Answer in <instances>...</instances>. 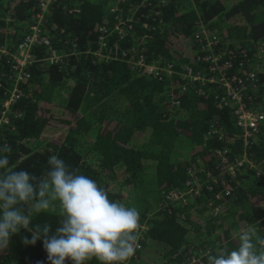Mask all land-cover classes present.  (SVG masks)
<instances>
[{
  "label": "trees",
  "instance_id": "16d2710c",
  "mask_svg": "<svg viewBox=\"0 0 264 264\" xmlns=\"http://www.w3.org/2000/svg\"><path fill=\"white\" fill-rule=\"evenodd\" d=\"M112 6L113 14H109ZM39 12L37 0H0V44L16 46L25 34L23 29L35 22ZM128 15L136 21L134 27L124 37L109 33V43L136 46L147 62L165 57L177 66L198 64L194 62L198 22L207 23L211 33L218 31L223 42L233 43L231 47H245L250 54L257 55L253 46L264 45V0H57L44 13L40 26L57 53L75 55L62 64L36 61L29 67L30 78L21 87L30 95L17 104L22 116L9 115L10 125L0 129V146H12L9 160L17 170L40 175L48 167V157L55 154L79 167L109 194L124 193L123 203L136 207L141 223L148 226L143 248L153 247L148 252L151 258L143 249L132 264H170L174 256L182 261L189 254L188 224L203 214L201 211L192 217L187 208L206 202L211 194L204 191L181 208L184 211L176 206L168 213L158 210L160 188L183 185L187 167L196 166L193 158L202 142L208 153L222 145L207 135L214 120L225 133L240 131L234 124L232 107H216L214 86L208 84L204 96L191 92L180 95L175 114L170 116L171 103L164 101L177 79L159 82L153 76L136 74L125 61H106L93 55L99 28L112 26L114 16L124 20ZM8 23L18 24V29L6 37L2 27ZM143 23H147L146 28ZM34 53L41 58L46 49L37 45ZM1 70L9 71L6 58H0V80L5 73ZM258 74L264 85V66L258 68ZM59 91L66 96L58 112L54 106ZM261 106L264 110V101ZM108 124L111 127L106 128ZM113 125L120 130H114ZM122 131L128 137L126 144L119 136ZM226 145L231 157L245 150L250 162L264 164V122L255 139L245 146L240 137ZM200 168L195 170H203ZM228 178L231 190L224 197L222 210L203 220L205 230L218 237L209 236L197 244H207L213 254L219 248V237L225 241L223 246L235 248L241 228L253 225L264 237V180L256 178L247 166ZM58 212V206L55 212H41L33 216L32 223L47 222L54 230ZM23 237L31 239V233L21 229L11 236L8 247L0 251V264H50L42 241L24 244ZM88 264L98 262L93 259Z\"/></svg>",
  "mask_w": 264,
  "mask_h": 264
},
{
  "label": "built area",
  "instance_id": "2783aa9c",
  "mask_svg": "<svg viewBox=\"0 0 264 264\" xmlns=\"http://www.w3.org/2000/svg\"><path fill=\"white\" fill-rule=\"evenodd\" d=\"M160 1V0H159ZM40 12L35 16V22L29 24L23 32L25 34L17 40L16 46L8 48L0 44V58H6L9 65V71H4V78L0 80V129L10 125L9 115L13 118L22 116L21 110L17 104L21 98L28 97L30 94L23 91L21 83L30 78L27 70L28 66L36 61H44L48 65L62 64L69 55L74 52L59 54L50 44L49 38L43 34L41 29V21L44 13L57 0H37ZM78 11V10H76ZM129 11H132L129 9ZM115 25L112 29L106 26L99 28L100 34L97 36V50L93 55L104 60H119L127 62L134 68L136 74H145L153 76L159 82L178 80V83L172 84L169 93L166 94L164 103H171L169 106V115L175 114L176 107L179 105V97L183 93L191 92L193 94L206 95L207 85L216 88L214 99L216 107L222 109L231 106L234 117V124L240 133H225L221 125L215 123L207 132L210 137H216L225 148L216 149L211 154L206 151V143L202 142L200 151L204 152L203 157H217L221 161L222 178L217 180L210 170L205 173L202 179L197 175L194 167H187L186 176L182 187H162L160 189L161 202L160 207L171 213L177 204L190 203L194 197H199L202 190L210 192L212 197L209 198V210L216 211L217 214L222 210L224 197L230 193L231 179L237 173L247 166L253 171L256 178L264 180V164L252 163L249 161L246 151L242 154L231 157L227 142L240 137L244 146L254 140L258 134L259 126L264 120V110L261 102L264 101V85L258 74V68L264 66V45L257 44L253 46L257 49V55L249 53L245 47H231L228 41L222 42L217 34L209 32L206 28L208 24H200L199 30L195 33L196 41L194 45L198 48L194 57V62L198 64H180L177 66L174 62L165 61V57L147 62L144 54H140L136 46L119 47L116 43H109L108 38L111 30L115 31L120 37L127 35L128 31L134 27L136 21L132 15H128L126 19L121 20L118 16H114ZM2 27L4 36L8 37L15 34V28L18 24H10ZM142 27L146 28L147 23H143ZM40 45L46 48L47 55L38 58L32 51L33 47ZM193 64V65H192ZM261 95V98H260ZM200 161L201 158L198 157ZM198 163V159H195ZM200 166H198L199 168ZM201 169V168H200ZM203 188V189H202ZM185 205V206H187ZM184 207V206H181ZM140 231V247L136 254L126 262L132 264L139 252L142 250L144 242V233L148 229L145 223H141ZM210 247L200 248L197 255H190L188 261L197 264L204 263L202 258L204 253L209 252ZM175 258V256H174Z\"/></svg>",
  "mask_w": 264,
  "mask_h": 264
},
{
  "label": "clouds",
  "instance_id": "9594fccd",
  "mask_svg": "<svg viewBox=\"0 0 264 264\" xmlns=\"http://www.w3.org/2000/svg\"><path fill=\"white\" fill-rule=\"evenodd\" d=\"M12 146H0V251L21 229L24 244L42 241L50 264H126L140 247L139 210L110 199L109 191L58 155L47 159L40 175L10 164ZM58 212V226L33 225V216ZM207 264H264V237L241 228L236 247L209 250Z\"/></svg>",
  "mask_w": 264,
  "mask_h": 264
},
{
  "label": "rangeland",
  "instance_id": "374dc122",
  "mask_svg": "<svg viewBox=\"0 0 264 264\" xmlns=\"http://www.w3.org/2000/svg\"><path fill=\"white\" fill-rule=\"evenodd\" d=\"M113 6L112 7H110V8H108V13L109 14H113ZM114 19V18H113ZM200 24H203V27H204V23H200V22H198L197 23V25H200ZM206 24V23H205ZM115 25V19H114V21H113V25L112 26H109L108 24L106 25V27L107 28H110V29H112L113 28V26ZM209 26H207V30L208 31H210L209 30V28H208ZM216 30H212V32L214 33V34H217V36L220 38V40L222 41V39H221V36L219 35V33H218V31L217 32H215ZM113 33V32H115V31H113V30H111L109 33ZM110 39V38H109ZM223 42V41H222ZM227 44H229V46H231V44H233V43H231L230 41H228L227 42ZM65 96H66V94H65V92H63V91H59V92H57V98L56 99H58V101H56V106H54L56 109H57V111L59 112V109L61 110L63 107L62 106H60L59 104L60 103H62L63 101H64V98H65ZM167 98V97H166ZM70 120V119H69ZM74 121V120H73ZM264 122V120L262 121V123ZM261 123V124H262ZM108 127H111V125L110 124H108V125H106V128H108ZM113 127H114V130L115 129H118V130H120L119 128H117V127H115V125H113ZM112 133H110V135H111ZM121 138H122V141L126 144V142H127V140H128V137H127V135L125 134V132L124 131H122V135H119ZM128 147H129V144H128ZM195 153H200V151L197 149L196 150V152ZM198 162L199 163H201V164H206V162H207V160H204L203 162L202 161H200L199 160V158H198ZM114 193H116V194H113V193H110L109 194V197L112 199V200H120V198H122L121 200H120V202H124V201H126L125 199H126V197H125V194L124 193H122L121 191H115ZM116 195V196H115ZM127 195V194H126ZM199 204V205H198ZM197 204V206L196 205H194L192 208H187V210H186V212H189V213H191V216L192 217H196L201 211L203 212V214H201V215H198L197 217H196V219L194 220V223L193 224H191V225H189L188 224V226L190 227L191 226V229H190V232H189V234H188V237H189V239H190V248H192V249H188L187 250V253L189 252V254L191 255V254H193V256H196L197 255V250L198 249H200V248H204V247H206V248H208L209 246L207 245V244H205L204 246H198L197 244H199L200 243V241L201 242H203V241H205V240H207L208 238H209V236L210 237H212V238H217L218 236V234L217 233H211V234H209L208 233V231H207V229L205 230V228H206V222H204V224H203V220H204V217H206V216H210V217H212L214 214L213 213H215L216 211H213V210H209L207 207H208V204H207V202H202V203H198ZM185 205H187V203L185 204ZM185 205L184 204H177L176 206H178L179 208H180V210H181V208H184L185 207ZM181 206H184V207H181ZM198 207H202V208H205V209H200V210H198ZM158 210H159V204H158ZM182 211H184V209L183 210H181L180 212H182ZM218 214V213H217ZM185 218V217H184ZM183 218V219H184ZM200 220V221H199ZM253 225H250V226H248V227H252ZM215 232V231H214ZM196 234H198V238L196 237ZM144 238H145V233H144ZM200 236V237H199ZM199 239V240H198ZM223 242H225L224 241V239L222 238V237H219L218 238V241H217V246L218 247H221V246H223ZM144 248L142 247V250H143ZM141 250V251H142ZM146 250V253L148 254V252L149 253H151L152 252V250H153V247H146L145 249H144V251ZM210 250L212 251V249L210 248ZM146 253H144V254H146ZM205 255H204V257L202 258V260H203V262L205 263L207 260H206V256H207V254H208V252H206V253H204ZM179 255V254H178ZM151 256H152V254H148V256H146V257H148V258H151ZM136 260V259H135ZM140 261V260H139ZM138 261V262H139ZM170 264H197V263H195V262H192V261H188V258H187V256L186 257H184L183 259H182V261H178V258H174V259H171V261H170Z\"/></svg>",
  "mask_w": 264,
  "mask_h": 264
},
{
  "label": "water",
  "instance_id": "95a60500",
  "mask_svg": "<svg viewBox=\"0 0 264 264\" xmlns=\"http://www.w3.org/2000/svg\"><path fill=\"white\" fill-rule=\"evenodd\" d=\"M36 47V46H35ZM35 47H33V49H32V51L34 52V48ZM41 47H43V46H41ZM45 48V47H44ZM46 49V48H45ZM45 55H47V50H46V53H45ZM71 55H75V53H73V54H71ZM45 57V56H44ZM45 63V62H44ZM46 64V63H45ZM32 66L34 65V64H31ZM30 65V66H31ZM30 66H28V68H27V70L29 71V67ZM21 85H22V83H21ZM22 88V87H21ZM24 91V90H23ZM24 92H26V91H24ZM26 93H28V92H26ZM2 95V94H1ZM1 97V96H0ZM217 122V121H216ZM213 123H215L214 121H213ZM216 124H218V122L216 123ZM210 128H211V126H210ZM209 128V129H210ZM209 131V130H208ZM220 148H225V146L222 144L221 146H219V147H213L211 150H210V152H209V154H211V152L212 151H214V150H216V149H220ZM200 151V150H199ZM208 153V152H207ZM229 154H230V149H229ZM203 155H205V153L204 152H201L200 151V153H196V155L194 156V161H195V159H198V157H200L201 158V160H202V162L204 161V160H207V162H206V164H201V163H197L196 164V166H194V168H196V167H198V166H201V169H203V170H201V171H198V170H196V171H198V173H197V175L198 176H200L202 179H204L205 178V173L207 172V171H209L210 170V172L213 174V175H215L216 176V178H217V180L218 181H220L221 180V178H222V171H221V161L217 158V157H208V156H205V157H203ZM237 154H235L233 157H235ZM231 156V155H230ZM207 167V168H206ZM241 172V171H240ZM222 174V175H221ZM224 176V175H223ZM177 187H182V185L181 186H177ZM161 189V188H160ZM203 189V188H202ZM160 191V190H159ZM205 190H202V195H203V192H204ZM206 192V191H205ZM210 193V192H209ZM211 194V193H210ZM201 195V196H202ZM211 196H212V194H211ZM210 196V197H211ZM160 197H161V195H160ZM210 197H208V198H206V202L208 203V201H209V198ZM122 198H120V200H121ZM120 200H118L119 202H120ZM160 202H161V199H160ZM160 202H159V210H161L162 208L160 207ZM208 208V207H207ZM209 209V208H208ZM199 250V249H198ZM197 250V251H198ZM191 255H193V254H191ZM189 256H190V254H188L187 255V258H189ZM176 258V257H175ZM174 259V258H173ZM179 260V259H178Z\"/></svg>",
  "mask_w": 264,
  "mask_h": 264
}]
</instances>
